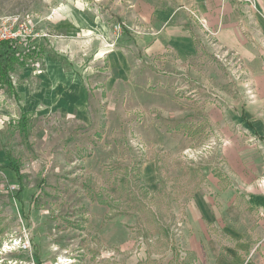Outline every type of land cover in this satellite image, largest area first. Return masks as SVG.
Segmentation results:
<instances>
[{
  "label": "rangeland",
  "instance_id": "1",
  "mask_svg": "<svg viewBox=\"0 0 264 264\" xmlns=\"http://www.w3.org/2000/svg\"><path fill=\"white\" fill-rule=\"evenodd\" d=\"M129 9V0H0V21L18 17L27 36L14 44L33 52L9 72L18 99L0 88V264H179L175 224L199 167L184 151L212 136L191 94L204 106L215 89L236 88L204 63L179 71L153 60L120 78L115 51L127 63L145 60L117 37H129L119 22ZM168 72L181 81L162 84ZM78 79L85 97L63 101ZM47 82L52 94L36 97ZM164 93L173 95L170 113L185 99V118L165 115ZM150 159L154 184L139 173Z\"/></svg>",
  "mask_w": 264,
  "mask_h": 264
},
{
  "label": "crops",
  "instance_id": "2",
  "mask_svg": "<svg viewBox=\"0 0 264 264\" xmlns=\"http://www.w3.org/2000/svg\"><path fill=\"white\" fill-rule=\"evenodd\" d=\"M129 5L119 21L129 37H117L120 42L129 39L133 51L145 60L127 63L123 53L115 51L109 58L120 78L155 61L179 71L204 63L205 68L222 69L236 88L232 96V85L226 92L215 89L212 103L204 106L201 94H191L198 107L194 117L201 123L203 109L210 138L215 136L218 145L212 155L193 162L199 166L198 182L175 224L179 264H264V189L259 185L264 176V0H129ZM208 36L215 47L207 42ZM148 74L149 81L158 79L155 73ZM178 78L170 73L160 81L168 86L181 81ZM215 79L219 80L217 75ZM47 83L35 86L36 97L46 88L52 94V84ZM83 96L80 79L73 80L63 101L81 102ZM160 96L168 118H185L189 113L179 104L185 99H178L177 112L170 113L173 95ZM251 138L256 142L250 143ZM139 173L154 184L155 160L141 165Z\"/></svg>",
  "mask_w": 264,
  "mask_h": 264
},
{
  "label": "built area",
  "instance_id": "3",
  "mask_svg": "<svg viewBox=\"0 0 264 264\" xmlns=\"http://www.w3.org/2000/svg\"><path fill=\"white\" fill-rule=\"evenodd\" d=\"M239 2H249V0H238ZM119 28V26H118ZM115 32L119 30L114 27ZM25 30L23 29L22 23L18 17L13 18H5L0 21V42L2 41H13L18 42L21 44L25 42L24 39L26 38ZM207 42L212 46L215 47V42L209 36L207 38ZM22 45V44H21ZM261 47L264 51V42L261 44ZM219 58L218 54L216 55ZM224 61V59H219ZM214 135V134H213ZM250 143H255L256 140L251 138L249 141ZM218 145L217 140L214 138L210 139L205 145H203L200 150L198 151H191L187 149L184 151V154H187V158L193 159L192 162L200 161L201 158H207L208 156L212 155L215 152V149ZM259 185L264 189V176L260 179ZM46 264V263H42Z\"/></svg>",
  "mask_w": 264,
  "mask_h": 264
},
{
  "label": "trees",
  "instance_id": "4",
  "mask_svg": "<svg viewBox=\"0 0 264 264\" xmlns=\"http://www.w3.org/2000/svg\"><path fill=\"white\" fill-rule=\"evenodd\" d=\"M33 52L30 48L21 50L13 41L0 42V88L7 87L13 94L15 99H18V94L11 84L9 72L13 71L15 67H25L26 61L31 60ZM16 173L18 183L21 182L20 172L13 168ZM20 193V190L18 191Z\"/></svg>",
  "mask_w": 264,
  "mask_h": 264
}]
</instances>
